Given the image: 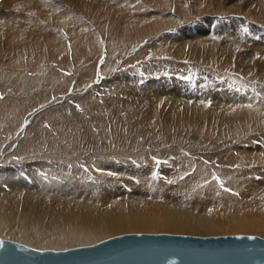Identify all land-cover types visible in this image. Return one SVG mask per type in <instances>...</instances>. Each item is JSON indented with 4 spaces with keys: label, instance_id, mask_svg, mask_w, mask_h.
I'll list each match as a JSON object with an SVG mask.
<instances>
[{
    "label": "bare ground",
    "instance_id": "bare-ground-1",
    "mask_svg": "<svg viewBox=\"0 0 264 264\" xmlns=\"http://www.w3.org/2000/svg\"><path fill=\"white\" fill-rule=\"evenodd\" d=\"M253 5L264 7V0H255ZM27 17L22 14L20 18L7 14L0 21L1 41L9 42L7 49L10 54L6 64L38 72L44 69L45 62L55 61L57 68L61 70L78 69L80 75L76 85L74 83L75 89L85 86L84 90L90 89L91 92L74 97V100L78 101V108L71 107L69 103L59 111L38 113V116L34 114L32 125L24 129V134L20 133L26 118L23 112L52 100L51 98L56 97L53 94L73 91L72 83L64 82L52 88V92H47L48 86H41L44 83L40 81L42 90H38L35 99L25 98L23 93V96L17 98L6 96L0 100V242L19 240L44 251H60L78 245H95L100 243V240L124 231H166L176 232L178 235L208 237L240 232L264 234V173L261 179L255 181L247 178L249 170L237 172L231 167L223 170L221 174L226 184H207L211 175L208 164L211 162L201 154L206 150H221L226 146L228 136L234 139L240 136V130L246 127L245 124L254 123L253 116L256 118L257 115L250 104H242L244 101L235 104L230 101L223 103L224 99H220L223 95L218 97L221 103L208 106V101L198 100L199 95L194 88L180 84L162 86L161 82L157 83L158 85L149 82L150 88H153L157 95L156 101H146L143 97H135V94H127L129 90H125V82L130 75L127 77V72L114 74L112 78L98 84H90V81L97 78L101 49L99 42L91 41L88 33L86 36L71 34L75 36L72 43H65L61 35L51 33L44 35L45 37L37 41L28 52H23V44L29 43V40L34 39L33 37L45 28L39 25L38 19ZM143 23L146 24L145 21ZM143 23L134 30L136 33H142L144 28H147ZM28 26L29 35L25 36L24 32ZM133 33L130 28L113 31L116 38L110 43L109 50L119 49L122 39H135ZM182 46L189 45L183 43ZM171 47L169 52L172 50L182 54L181 49ZM18 49L23 53H19ZM200 49L194 47V50ZM11 51L15 53L12 55ZM197 54L199 52H194L192 57L195 58ZM111 60L108 57L107 63L100 68L103 76L111 72L108 66ZM4 70L1 69V72L8 76L4 78L12 80L11 83H15L14 76H19L17 79L20 76L24 79L27 77L22 70ZM48 76L50 73L44 79H48ZM36 78L33 77L32 80ZM144 97L148 98L146 95ZM239 98L241 100V97ZM79 110L86 111L88 116L83 118ZM209 112L213 116L208 115L209 118L212 117L208 120L210 130L204 125L210 131L207 138L222 139L215 145H202L201 143H205L199 137L202 135L194 134L197 130L189 133L173 129L174 123L187 124L189 120L200 123V119H204ZM163 114L165 118L163 122H159V117ZM200 124L206 123L203 121ZM160 125L164 128L161 127L159 132L154 133ZM183 126L180 124L179 128ZM4 137L8 139L5 140ZM12 147L14 152L5 154ZM136 151L142 153L128 154ZM230 151L233 153L232 149ZM14 157L19 161L11 160ZM235 157L237 159L232 158L222 163H239L241 157ZM208 158L215 160L212 155ZM123 182L128 184L129 190L124 188ZM131 187L136 190L132 191ZM170 191L180 196L178 201H173L176 204L172 205L167 201ZM188 201L210 203L209 205L214 206L224 203L235 209L258 204V214L252 212L254 215L250 213V216H241L239 219L225 218L220 212L209 218L188 209L185 204L189 203Z\"/></svg>",
    "mask_w": 264,
    "mask_h": 264
},
{
    "label": "rangeland",
    "instance_id": "rangeland-1",
    "mask_svg": "<svg viewBox=\"0 0 264 264\" xmlns=\"http://www.w3.org/2000/svg\"><path fill=\"white\" fill-rule=\"evenodd\" d=\"M253 1L255 0H221V1L220 0H0V21L7 14L19 18L22 14L24 15V17L29 16L35 18L36 20L38 19L39 25L45 27L44 29L40 30V32L36 37L35 36L33 37L34 39L29 40L28 41L29 43L23 44V50H22L23 52L25 51L28 52L31 48L34 47L37 41L39 40L41 41L45 36L51 33L52 34L54 33V35L56 33L61 35L65 43L72 41L73 37H75L72 35L81 36V34H83L84 36H86L89 33V35H87L89 39L93 42H99V45L101 46L99 61L97 63V69H98L96 74L97 78H95L96 80L94 81H90V84L92 83L98 84L101 83L103 80H106L107 78L108 79L112 78L114 74L118 75L121 74V72H127L128 73L127 77L129 74L130 75L132 74L131 76L129 75L130 78L128 77V79L130 80L127 79L125 82L126 84L125 86L127 87V88L125 87V90L127 92L129 90L127 94L128 95L135 94V97H139V96L143 97L146 101L149 100L156 101L155 95H157V93L153 90V88H150L151 86H149V82L150 83L153 82L154 84L161 82L162 86L165 84H169V85L180 84L181 86L186 85L192 87V89L194 88L193 90L196 91V94L198 93L199 95L198 100L202 102L208 101V106H214L219 104L220 100H218V97L220 98L223 95L224 96L220 98L221 100L224 99L222 100L223 103H225L226 101L227 102L230 101L232 104H235V102L241 103L244 101L245 103L243 102L242 104L245 105L250 104L249 106L253 107V112H255V114L257 115L256 118L255 115L253 116L254 120L252 121L254 123L249 122L247 123V125L245 124L246 127H243L240 130L241 131L240 136L234 139L233 137L228 136L227 141H225L226 146L221 148V150L220 149L211 150V151L206 150L203 153H201L203 154V158H207L208 161L211 162V163L209 162L210 165L208 164V166L211 168V175L208 183L207 182L206 183L207 184L216 183L218 185H223L225 182L224 180H222V175H221L222 171L225 169H230L231 167L234 171L237 172L249 170L250 172L247 171L248 174H246L247 178L248 177L252 178L255 181L261 179L260 177L264 173V159H263L264 158V95H263L264 94V48H263L264 47V7H257L256 5H253ZM45 4L46 6H44ZM88 4L90 5L88 6ZM109 10L112 11L110 12ZM116 17L117 20H115ZM129 17L131 19H129ZM146 17L147 19H145ZM143 20L146 22V24L143 23L144 22ZM141 22L143 23L144 26H147V28H144V31L142 33H136L134 30H136L138 26L142 25ZM122 28L132 29V31L134 32L133 38L135 39L132 38L133 39L132 41L127 39L128 37L126 39H122L120 41V46H119L120 48L117 50L112 49L113 51L112 52L109 50V45L116 38L115 34H113V31H115L116 29L120 30ZM28 29L29 26L26 32H24L25 36L29 35L27 32H29L30 30L28 31ZM92 33L94 34V36ZM138 34L140 37L137 36ZM95 37H97L98 40ZM8 43L9 42L1 41L0 38V45H1L0 46V100L5 99L6 96L17 98L20 95L23 96V93L24 95H26L24 96L25 98L33 99L34 97L35 99L37 97L38 90H42L40 89L41 86H48L46 91L52 92V88H54L57 85H61L64 82H66L67 84L72 83L71 84L72 90L74 89L73 91H68L67 93H62V92L58 93L59 96L58 94H53L56 97L51 98L52 100L42 102L38 107L34 109L30 108L27 109L26 112L24 111L23 113L25 115L23 114V116H26V118H25V122H23L24 128L22 125L20 129L22 132L19 130L21 134L23 133L24 129L32 125L31 122H33L34 120L33 117L35 115L38 116L39 114H44L51 110L59 111L63 106L69 103H71L70 105L71 107L75 106L78 108V106H76L78 104L77 103L78 101L74 99L78 95L80 96L81 94L83 95L89 94L91 92L90 89L84 90L85 86L75 89L74 86L76 85V81L78 80V77L80 75V71H77L78 69L73 68L72 70H61L57 68V64L55 61L45 62L44 69L38 72L28 71V70H24V68H19L16 66L6 64L8 55L10 54L8 53L9 49H7ZM183 43L188 44L190 47L189 46L183 47L182 46ZM208 43L211 45V48ZM236 45L238 47H236ZM171 46H173V48L176 49L178 48L181 49L182 54L175 53L172 50L169 52V48L170 49L172 48ZM193 46L195 48H201V49L199 51L194 50ZM212 46L214 47L212 48ZM22 51L18 49L19 53H23ZM194 52H199V54H197V56L199 55V57L197 56L195 58L192 57ZM11 53L13 55L15 52L11 51ZM108 57L112 59L108 65L111 71L110 73H108L109 77L108 74H106L107 76L106 75L103 76L101 74V69H100L101 67L104 66V64L107 63ZM1 69H5V70L16 69L17 71L22 70L25 72V74H27L26 77L27 79L25 78L26 79L25 80L24 77L22 78L21 76L20 78L17 79L16 77L19 76H14L16 78V79L14 78L15 83L14 81L11 83L12 80L9 79L6 80L8 76L3 74L1 72ZM49 73L50 76H48V79L47 77L46 79H44L45 76L49 75ZM98 74H100L101 76ZM30 76L32 78L33 77L34 78L37 77V78L32 80V78L30 79ZM45 80L47 81V83ZM50 80L52 81L54 80L53 81L54 83ZM40 81L44 83L41 86H40L41 84ZM232 91L234 92V94ZM206 94L208 95L206 96ZM144 95L150 98L149 99L145 98ZM65 97L67 99H65ZM200 97L203 98L201 99ZM239 97H241V100ZM57 98L60 100H58ZM218 106H222V105H218ZM256 108L258 110H256ZM80 112L82 113L83 118H86L88 116V113L86 111H80ZM210 113L211 112H209V114H206L204 116L205 118L203 117L204 119H200V123L204 121V123L206 124L208 123L207 125L200 124L199 121H197L196 123L194 120H189L187 124H185L186 122H181L180 123L181 126L183 125L184 126L180 128H179L180 125L179 123L177 124L174 123L173 129L176 128L175 130L177 131L184 130V132H189V133L197 130L194 132V134L203 136L204 133V136H206V137L199 136L200 139L202 138L201 141L205 142V143H201L202 145L204 144L215 145L219 143V141H221L222 139L216 138L217 140L216 139L213 140L207 138L210 132L209 131L210 123L208 120H211L212 118V117L209 118V116H213V114ZM164 118H165L164 114L161 115L159 117L160 120L159 122H163ZM251 123L253 126H251ZM204 125L207 126V129L209 130H207ZM161 127L164 128V126L160 125V127L157 128V131H155L154 133L159 132L158 130L162 129ZM189 127L193 129L191 130L189 129ZM198 129L200 130V132ZM255 136L257 138H253ZM4 138L5 140L8 139V137H4ZM222 138L224 139L225 137ZM258 145L260 148L257 147ZM13 147L5 154L14 152L13 150L15 149H13ZM231 149L234 154L231 153L230 151ZM242 151L244 155L242 154ZM139 152L140 151H136L135 153L128 152V154L129 155L136 154ZM236 152H238V154H236ZM255 153L257 156L255 155ZM211 155L215 157L214 161L208 158ZM236 155H239L241 157L242 162L239 160L240 161L239 163L234 161L232 162V164L225 162L222 163V161H227L232 158L237 159V157H235ZM13 159L14 161H19L18 158L14 157L11 160ZM219 160H221V162ZM122 185L124 186L125 189L129 190L128 184L126 182H123ZM131 190L135 191L136 189L131 187ZM168 195H167L168 196L167 201L168 203L171 204L172 203L176 204V202L173 201L175 200L178 201V197H180L179 195L176 194V192L173 191L172 192L170 191ZM188 202L189 203L185 202V204L188 205V209L194 212L196 211V213L198 214H204L209 218L215 216V213L220 214V212L221 214L223 213V216L225 218L234 217L239 219H241V216L242 217L250 216V213L251 215H254V213L255 215L258 214L256 210V207L258 208L257 206L258 204L253 206L251 205L244 206L241 209H235L233 207L224 205V203L215 204L214 206L213 204L209 205L210 203L205 204V203H195L191 201ZM246 207L247 208L250 207V208L247 209ZM212 209L215 211H213ZM216 210L218 211L216 212ZM252 212L254 213L252 214ZM226 213L227 215H225ZM135 233H146V234L169 233V234L178 235V233L176 232H166V231H159V232L158 231L156 232L155 231H149V232L124 231V232H117L116 234L109 236L103 239L102 241L120 235L135 234ZM234 234L257 235L264 238V234L261 233L252 234V233L240 232V233H232V234L229 233V234H219V235H234ZM179 235H185V234H179ZM213 236H218V235H213ZM204 237H208V236H204ZM13 241L11 242L26 247H28L29 245V244L28 245L24 244L22 243V241L20 242L19 240H13ZM102 241L100 240V242ZM81 246L85 247L90 245H81ZM81 246L78 245L77 247H81ZM77 247H70L68 249H73ZM28 248L44 251L42 249L35 248L32 245H29ZM45 251H54V250H45ZM55 251H59V250H55Z\"/></svg>",
    "mask_w": 264,
    "mask_h": 264
},
{
    "label": "water",
    "instance_id": "water-1",
    "mask_svg": "<svg viewBox=\"0 0 264 264\" xmlns=\"http://www.w3.org/2000/svg\"><path fill=\"white\" fill-rule=\"evenodd\" d=\"M0 264H264V238L135 233L63 251L1 241Z\"/></svg>",
    "mask_w": 264,
    "mask_h": 264
}]
</instances>
